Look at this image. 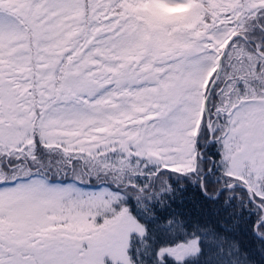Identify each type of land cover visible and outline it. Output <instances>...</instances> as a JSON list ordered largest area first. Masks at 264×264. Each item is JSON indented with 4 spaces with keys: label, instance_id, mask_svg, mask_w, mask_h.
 Returning a JSON list of instances; mask_svg holds the SVG:
<instances>
[{
    "label": "snow or ice",
    "instance_id": "obj_1",
    "mask_svg": "<svg viewBox=\"0 0 264 264\" xmlns=\"http://www.w3.org/2000/svg\"><path fill=\"white\" fill-rule=\"evenodd\" d=\"M192 3L0 0V264H264V0Z\"/></svg>",
    "mask_w": 264,
    "mask_h": 264
},
{
    "label": "trees",
    "instance_id": "obj_2",
    "mask_svg": "<svg viewBox=\"0 0 264 264\" xmlns=\"http://www.w3.org/2000/svg\"><path fill=\"white\" fill-rule=\"evenodd\" d=\"M183 206L190 207L193 199H200V193L194 186H187L184 190ZM177 204H181V201H177Z\"/></svg>",
    "mask_w": 264,
    "mask_h": 264
},
{
    "label": "rangeland",
    "instance_id": "obj_3",
    "mask_svg": "<svg viewBox=\"0 0 264 264\" xmlns=\"http://www.w3.org/2000/svg\"><path fill=\"white\" fill-rule=\"evenodd\" d=\"M198 5L195 3V0H193V3L191 5H189L188 7H182V8H178V9H172L170 10V12L173 15H180L183 18H186L188 15L191 14V10L194 9L195 7H197ZM189 27H191L192 25H188Z\"/></svg>",
    "mask_w": 264,
    "mask_h": 264
}]
</instances>
